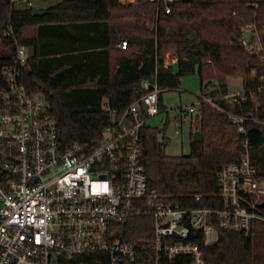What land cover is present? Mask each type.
Instances as JSON below:
<instances>
[{
  "label": "trees",
  "instance_id": "1",
  "mask_svg": "<svg viewBox=\"0 0 264 264\" xmlns=\"http://www.w3.org/2000/svg\"><path fill=\"white\" fill-rule=\"evenodd\" d=\"M28 1V0H27ZM177 1L169 14L146 0L122 5L119 0H0V93L5 88L1 70L11 67L16 48L32 47L33 57L21 67V82L38 93L57 125L60 151L73 145L92 149L104 128L139 98L142 81H156L168 91L179 89L181 78L198 74L200 94L223 111L264 120V89L250 77L261 72L258 57L244 50L242 27L259 30L264 46V0ZM47 11L32 15V8ZM255 14L256 18L253 17ZM126 41L125 50L118 43ZM172 52L176 62L163 67ZM243 76L242 99L230 103L227 78ZM161 94L158 98L160 105ZM106 101V107L103 106ZM190 132L188 154L168 157L167 140L157 128L141 129V164L156 202L171 209L219 208L218 174L242 157L248 141L250 161L264 182V128L248 123L239 135L225 114L201 103ZM200 133V141L193 136ZM199 197V201L195 198ZM264 213V203L260 206ZM248 235L220 231L215 245L203 249L205 264H264V223L253 222ZM115 239L151 247V219H128L112 224ZM145 255L135 264H150Z\"/></svg>",
  "mask_w": 264,
  "mask_h": 264
},
{
  "label": "built area",
  "instance_id": "2",
  "mask_svg": "<svg viewBox=\"0 0 264 264\" xmlns=\"http://www.w3.org/2000/svg\"><path fill=\"white\" fill-rule=\"evenodd\" d=\"M147 1L167 15L178 0ZM254 36H242L240 43L260 61L258 76L250 71L258 91L264 89V46ZM118 46L125 50L128 44ZM15 56L1 70L0 264H135L145 255L150 264H205L203 249L216 244L220 231L248 235L253 222L264 223V182L250 161L247 139L241 159L219 171V208L171 209L155 203L140 158L141 129L159 113L158 98L166 89L142 81V95L104 128L95 147L73 145L62 152L46 103L21 82L28 48L18 46ZM175 62L173 57L163 67ZM243 92L225 99L235 104ZM201 103L225 114L239 135H246L248 123L264 128V120L223 111L208 97H199ZM200 105L188 113L198 114ZM139 217L151 219L149 249L116 240L110 228Z\"/></svg>",
  "mask_w": 264,
  "mask_h": 264
},
{
  "label": "rangeland",
  "instance_id": "3",
  "mask_svg": "<svg viewBox=\"0 0 264 264\" xmlns=\"http://www.w3.org/2000/svg\"><path fill=\"white\" fill-rule=\"evenodd\" d=\"M36 0H23V2L35 4ZM122 5L133 4L136 0H119ZM147 1V0H146ZM252 1L254 5L256 0ZM256 18V15L253 14ZM243 36L249 39L252 34L258 38L252 41L261 40L262 33L254 26L245 24L242 27ZM118 46V45H117ZM175 55L170 52L165 55L164 61H170ZM243 76L235 74L227 78L228 96L240 93L243 89ZM179 89L164 91L161 93L160 111L153 118L147 120V126L157 128L161 135L167 140L164 147V154L168 157L188 154L190 146V132L194 130V119L197 113H188L193 106L199 107V97H201L198 74H190L181 78ZM178 132L177 134L175 132Z\"/></svg>",
  "mask_w": 264,
  "mask_h": 264
},
{
  "label": "water",
  "instance_id": "4",
  "mask_svg": "<svg viewBox=\"0 0 264 264\" xmlns=\"http://www.w3.org/2000/svg\"><path fill=\"white\" fill-rule=\"evenodd\" d=\"M178 1L181 2V3H186V2H190L191 0H178ZM46 13H47V11L46 12L45 11H42V10H40L37 7H33L32 8V15L35 16V17H43V16L46 15ZM28 55H29V58H31V57L34 56L33 55V49H32V47H30L28 49ZM193 139H194L195 142L200 141L201 140L200 139V133L199 132H196L194 134V136H193Z\"/></svg>",
  "mask_w": 264,
  "mask_h": 264
},
{
  "label": "crops",
  "instance_id": "5",
  "mask_svg": "<svg viewBox=\"0 0 264 264\" xmlns=\"http://www.w3.org/2000/svg\"><path fill=\"white\" fill-rule=\"evenodd\" d=\"M103 106L106 107V101H103ZM147 122V121H146Z\"/></svg>",
  "mask_w": 264,
  "mask_h": 264
}]
</instances>
